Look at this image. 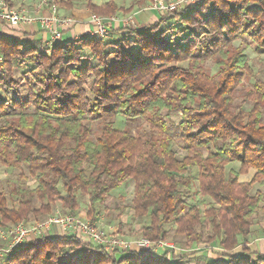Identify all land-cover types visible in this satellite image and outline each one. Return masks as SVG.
I'll return each instance as SVG.
<instances>
[{"label": "trees", "instance_id": "1", "mask_svg": "<svg viewBox=\"0 0 264 264\" xmlns=\"http://www.w3.org/2000/svg\"><path fill=\"white\" fill-rule=\"evenodd\" d=\"M89 8L110 15L120 6L110 0ZM112 31L122 38L82 36L51 43L46 51L0 35V86L8 79L18 87L14 60L36 64L26 72L32 75L26 96L0 98V163L26 165L37 179L32 194L42 202L36 208L25 190L17 197L16 191H0V227L49 213L56 199L76 213L81 193L94 220L109 195L132 180L134 212L147 216L143 236L165 240L174 224L187 242H200L204 232L197 227L209 224L205 241L224 250L223 262L215 264H264V256L249 247L254 217L264 212V192L252 193L255 183L264 185V80L244 92L251 109L235 103L240 85L255 75L245 50L264 53V0H200L162 12L152 23ZM209 60L215 73L207 69ZM174 113L182 116L183 157L168 133ZM120 115L147 121L150 131L117 128ZM234 162L239 169L227 170ZM195 166L196 177L190 174ZM250 168L256 169L252 180L241 181ZM194 179L212 199L204 213L186 198ZM170 249L160 255L152 247L111 252L74 233H48L5 252L3 263L189 264V253Z\"/></svg>", "mask_w": 264, "mask_h": 264}, {"label": "rangeland", "instance_id": "2", "mask_svg": "<svg viewBox=\"0 0 264 264\" xmlns=\"http://www.w3.org/2000/svg\"><path fill=\"white\" fill-rule=\"evenodd\" d=\"M34 0H14V5L12 7L15 8H29L27 4L33 3ZM37 1V0H35ZM110 0H56L55 3L57 4L58 9L64 11V15L61 17H71L69 14L77 13L83 14L86 13L89 8V3L95 4H102L108 2ZM116 2L120 9L117 10L115 13L110 15H102L105 17L114 16L117 18V24L122 22L127 27H135L136 25H143L148 22L152 23L156 21L157 16L162 12L152 8V0H113ZM168 1V0H167ZM61 2V3H60ZM68 15H65L67 14ZM95 13V12H94ZM100 15V14H99ZM101 16V15H100ZM75 20V19H74ZM24 25V24H23ZM20 25L18 27H21ZM20 31V30H19ZM38 31L35 33L36 35L39 34ZM110 36L107 40L110 41H119L122 38V33L110 32ZM68 40V35L64 34L63 38L58 41H66ZM53 42V43H54ZM23 43L25 45H37L43 51H46L50 45L49 40H42L40 38H35L33 40H26ZM235 46H240V41L234 42ZM124 48H126L125 44L122 43ZM243 46V45H241ZM83 53H88L85 51ZM249 58V62L253 67L255 75L251 78H246L244 82L239 87V93L235 98L236 104H241L244 109L249 110L251 109L252 105L254 104L251 100L246 99L245 97V90L252 87L255 80L261 79L264 80V53H258L252 47H247L245 50ZM16 65L13 73V78L18 82V87L14 89L10 86V82L7 79L5 85L0 86V98H9L13 99L19 96H26L29 91V80H32L31 73H26L33 68L36 67V64L32 62H27L24 65H20L14 60ZM207 69L210 73H215L217 71V65L214 60H209L206 63ZM1 68V67H0ZM5 72V71H4ZM3 71L0 69L1 75L4 74ZM24 74H27L26 78ZM29 111H34V107H30ZM11 114L18 115V110L10 109ZM170 127L168 129V133L174 137L175 144L174 147L178 152L180 157H183L186 152L182 148V140L180 138L181 130L179 127L180 122L182 121V116L179 113H174L170 116ZM100 123L98 120L92 121L93 130L97 131L99 128ZM115 126L119 129L127 128L130 129L133 133H148L150 131V126L147 121L143 119L138 120H127L122 115L118 116L116 119ZM1 145V144H0ZM230 168L239 169V163H231L227 166V170ZM198 167H192L190 169V174L193 176L198 175ZM37 186V179L33 175L30 174L28 167L23 165L21 168H13L11 166L4 165L0 163V191H4L9 193L11 191H16L14 197L21 196L24 194L22 190H25V196L33 199V206L39 207L41 205V201L35 196L33 193V189ZM257 185H254L252 189V193H254ZM134 182L132 180H128L122 187L114 190L108 197L106 201L105 207H103L100 211L98 217L94 220L90 218L87 214L88 210V196L79 194V202L80 205L79 209L75 214L85 217L86 219L91 220V222L100 225L105 231H107L108 236H118L119 238H124L128 240H139L143 236L140 233V228L147 222V216H136L133 205H132V198L134 194ZM187 200L191 203H195L199 205L202 212L204 213L212 204V199L208 196H203V194L199 191V182L197 179H194L193 187L191 191L188 192L186 196ZM53 209L49 213L36 215L35 213H31L28 218L22 220V222H26L27 225L30 227L35 225L36 223L44 221L49 214H67L70 211L65 207L60 199H56L55 204L53 205ZM264 220V212L260 211L257 216L254 217L253 222V234L252 236H256L257 232L260 231L259 224L261 221ZM21 222V221H20ZM58 226V225H57ZM55 226L50 227L46 230H35L31 234H29L28 238L25 239L24 242L33 240L34 238H38L42 235H46L48 233H53V228ZM59 228L63 229L61 226ZM169 235L167 237V241L169 243L174 244L175 248L174 253L175 255L181 254H188L189 257L186 259V263L189 264H215L217 262H223L222 254L224 250L218 246V243L215 242H208L205 241L207 239L208 234L211 233V227L209 224H206L205 227H197L198 229H202L204 232L203 240L200 242H193L189 243L185 240L183 236H180L176 232V226L174 224H170L167 226ZM63 231H65L63 229ZM256 234V235H255ZM148 238V237H147ZM150 239V238H149ZM11 242V237L8 238L0 237V244L3 246L2 248L9 247ZM170 248H163L159 247L155 250L158 254H163L166 250ZM171 250V249H170ZM6 258L5 252L3 249L0 253V264H4V260Z\"/></svg>", "mask_w": 264, "mask_h": 264}, {"label": "built area", "instance_id": "3", "mask_svg": "<svg viewBox=\"0 0 264 264\" xmlns=\"http://www.w3.org/2000/svg\"><path fill=\"white\" fill-rule=\"evenodd\" d=\"M200 0H152V8L160 12H169L175 9L184 8L186 6L195 5ZM48 8L47 13L44 10ZM114 16H100L97 13L91 14V23L95 25V31L92 36L104 37L109 34L107 28V21H116ZM72 17H61L58 13V7L53 0H38L35 9L30 8H15L9 6L7 1L0 0V28L4 25L11 27H18L23 24L39 23L42 30L49 36V43L62 39L63 32L60 29L61 25L65 23L74 22ZM4 57L0 54V67L3 66ZM61 226L66 232L77 234L81 238H87L89 241L96 244L103 245L108 251L115 249H129V248H153L156 250L159 247L175 248L174 244L169 243L166 239L153 241L147 237H142L137 240H128L119 238L118 236H108L100 225L91 222L85 217L79 216L75 213L67 214H49V216L42 222L36 223L33 226L27 225L26 222H18L9 227H0V237H11L9 247L1 248L3 252H10L17 246L24 243L29 234L33 231L41 229L46 230L52 226ZM0 250V253H1Z\"/></svg>", "mask_w": 264, "mask_h": 264}, {"label": "crops", "instance_id": "4", "mask_svg": "<svg viewBox=\"0 0 264 264\" xmlns=\"http://www.w3.org/2000/svg\"><path fill=\"white\" fill-rule=\"evenodd\" d=\"M37 3H38V0L37 1L34 0L33 3L31 2L30 4H27L28 5L27 7H29L30 9H35ZM48 11H49L48 8L44 10L45 13H47ZM58 13L59 15H64L65 12L64 11L62 12V10L58 9ZM92 13L94 12L91 10H88L86 13H83V14H77V13L69 14V16L74 18L75 21L61 25L60 29L63 32L62 38L64 34L68 35V40L77 39L82 36H92V34H94V31H95V25L91 23ZM65 15H68V13ZM116 22L117 21H113V22L107 21L106 22L109 32H113L112 29L114 30L115 28L117 29L119 27H125V28L127 27L125 26L124 23L122 22L120 23V21L118 24ZM136 26H142V25H136ZM38 31L40 33L36 35L35 33H37ZM0 35L15 38L17 40H22V41L24 40V42L26 40H33L35 38L36 39L40 38L42 40H49V36L42 30L41 25L39 23L24 24L21 27H11L9 25H4L3 27L0 28ZM236 163H239V162H236ZM255 172H256L255 168H250L248 172L246 173L243 172L239 176V179L243 182L250 181L255 175ZM257 184L258 183H255V185ZM257 190H261L262 192H264V185L258 184L254 192H256ZM253 227L254 226H252V233L249 236V247L251 248L253 252H256L257 254H261L262 256H264V220L260 222L258 226L260 231L257 232V235L255 234L256 236H252L253 231H254ZM52 234L63 236V235H70L72 234V232L63 231V229L59 228L58 226H55L53 228ZM82 238L85 239L86 241H89L87 238H84V237ZM235 251L240 252L241 247L240 246L236 247ZM156 253L158 254V252Z\"/></svg>", "mask_w": 264, "mask_h": 264}]
</instances>
